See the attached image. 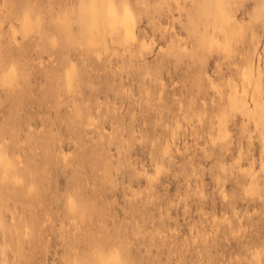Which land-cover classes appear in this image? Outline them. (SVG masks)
I'll return each instance as SVG.
<instances>
[{
	"label": "rangeland",
	"instance_id": "374dc122",
	"mask_svg": "<svg viewBox=\"0 0 264 264\" xmlns=\"http://www.w3.org/2000/svg\"><path fill=\"white\" fill-rule=\"evenodd\" d=\"M253 92L264 0H0V264H264Z\"/></svg>",
	"mask_w": 264,
	"mask_h": 264
},
{
	"label": "bare ground",
	"instance_id": "6f19581e",
	"mask_svg": "<svg viewBox=\"0 0 264 264\" xmlns=\"http://www.w3.org/2000/svg\"><path fill=\"white\" fill-rule=\"evenodd\" d=\"M233 25L235 27L237 26L236 23H233ZM123 27H124V30H125V33H126V37L128 38L129 36H132V33H133L132 27H131V24L128 21L123 23ZM109 28H113V22L111 20H109ZM251 101H252V104H253L254 107L259 109L261 113H264V108H263L262 104L259 102L255 92L252 93Z\"/></svg>",
	"mask_w": 264,
	"mask_h": 264
}]
</instances>
